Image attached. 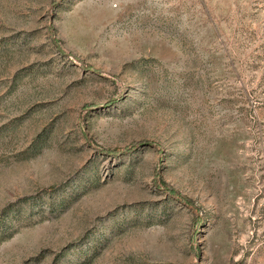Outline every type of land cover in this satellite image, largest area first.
Masks as SVG:
<instances>
[{
    "label": "rangeland",
    "instance_id": "374dc122",
    "mask_svg": "<svg viewBox=\"0 0 264 264\" xmlns=\"http://www.w3.org/2000/svg\"><path fill=\"white\" fill-rule=\"evenodd\" d=\"M0 264H264V0H0Z\"/></svg>",
    "mask_w": 264,
    "mask_h": 264
},
{
    "label": "trees",
    "instance_id": "16d2710c",
    "mask_svg": "<svg viewBox=\"0 0 264 264\" xmlns=\"http://www.w3.org/2000/svg\"><path fill=\"white\" fill-rule=\"evenodd\" d=\"M138 145L134 144L132 145L131 147L128 148V150L132 151L134 150ZM129 152V151H128ZM166 190H168V193L170 194V196L172 198H174L175 200H178V201H181V202H187L190 204V201L185 198V197H182L180 196L174 189L172 188H169V187H165Z\"/></svg>",
    "mask_w": 264,
    "mask_h": 264
}]
</instances>
